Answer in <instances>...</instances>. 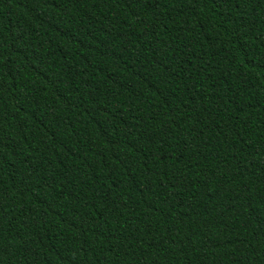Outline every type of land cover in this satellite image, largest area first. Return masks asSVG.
<instances>
[{
  "label": "trees",
  "instance_id": "trees-1",
  "mask_svg": "<svg viewBox=\"0 0 264 264\" xmlns=\"http://www.w3.org/2000/svg\"><path fill=\"white\" fill-rule=\"evenodd\" d=\"M0 264H264V0H0Z\"/></svg>",
  "mask_w": 264,
  "mask_h": 264
}]
</instances>
